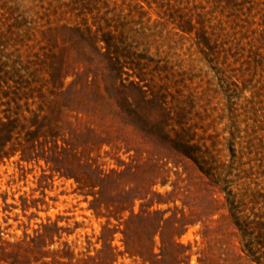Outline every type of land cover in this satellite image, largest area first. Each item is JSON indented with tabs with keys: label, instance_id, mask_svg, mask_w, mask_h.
<instances>
[{
	"label": "rangeland",
	"instance_id": "obj_1",
	"mask_svg": "<svg viewBox=\"0 0 264 264\" xmlns=\"http://www.w3.org/2000/svg\"><path fill=\"white\" fill-rule=\"evenodd\" d=\"M0 264H264V0H0Z\"/></svg>",
	"mask_w": 264,
	"mask_h": 264
},
{
	"label": "trees",
	"instance_id": "obj_2",
	"mask_svg": "<svg viewBox=\"0 0 264 264\" xmlns=\"http://www.w3.org/2000/svg\"><path fill=\"white\" fill-rule=\"evenodd\" d=\"M257 58H260L261 63L262 56H260V54H257ZM195 136L197 137L198 135L194 134L193 132L183 130V134L177 136V141H174L170 139V136L168 134L165 135V133L163 132L160 133L161 141H163V143L168 144V146L173 151L178 153L180 159H184L187 163L194 166L198 174L199 182H201L202 186L204 185V187L207 188V186H209L211 183H214L215 180H217L218 178H220L221 175H223V172L221 170H224L228 173L230 166L225 165L224 163L219 164L218 166H214L216 164V161H218L216 158L217 154H219L220 151H216V154H212L208 146H206L204 142H201L203 138L200 136H198V138H196V141H194L193 143L192 141L194 140ZM226 172L225 175L227 174ZM133 202L134 200H132V204ZM124 211L129 212V218L140 217V215L133 213L131 207L126 208ZM148 215L151 214L149 213ZM160 222L161 218L157 222L156 230L152 234V237H154L155 234L158 232ZM127 249L128 248H126V250Z\"/></svg>",
	"mask_w": 264,
	"mask_h": 264
}]
</instances>
